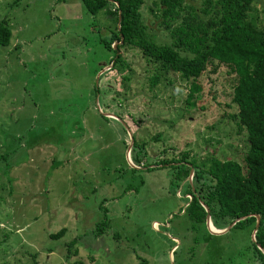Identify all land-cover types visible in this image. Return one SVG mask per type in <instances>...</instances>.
<instances>
[{
  "label": "rangeland",
  "instance_id": "374dc122",
  "mask_svg": "<svg viewBox=\"0 0 264 264\" xmlns=\"http://www.w3.org/2000/svg\"><path fill=\"white\" fill-rule=\"evenodd\" d=\"M155 2L143 0L141 21L155 42H168ZM247 17L264 31V0H253ZM1 18L11 32L0 44V264H259L253 228L211 233L205 222L192 225L183 181L175 187L157 162L179 151L202 167L214 157L241 160L247 141L231 77L201 79L184 104L182 80L149 89L151 63L120 46L129 80L128 105L119 110L146 151L131 166L128 131L104 114L117 107L96 76L110 64L100 38L114 21L80 0H0ZM102 217L107 223L95 234Z\"/></svg>",
  "mask_w": 264,
  "mask_h": 264
},
{
  "label": "trees",
  "instance_id": "16d2710c",
  "mask_svg": "<svg viewBox=\"0 0 264 264\" xmlns=\"http://www.w3.org/2000/svg\"><path fill=\"white\" fill-rule=\"evenodd\" d=\"M80 1L90 13L103 9L114 21L108 33L100 38L103 47L112 55L108 59L110 66L98 78L106 88L105 94L113 98L117 107L116 111L106 112L124 123L119 109L128 105V97L123 96V92L128 89L129 75L124 70L129 65L118 53L120 46H134L144 60L151 63L145 68L149 89L162 81L163 85H172L175 78L182 80L186 88L184 104L191 102L201 91V79L213 82V75L221 72L231 77V101L236 107L237 124L244 128L247 141L241 160L214 157L202 167L187 159L186 152L179 151L157 162L169 168L175 187L183 181V195H188L183 198V212L192 225L204 223L208 212L214 228L226 226L241 217L230 227L252 229L255 214H258L251 244L259 264H264V252L258 248L264 249V31L247 17L253 0H201L199 6L186 5L185 0H157L160 22L168 28V42H155L148 34L141 21L143 0ZM10 32L5 19L1 18V45L9 42ZM120 35L121 42H116L113 47ZM99 79L95 86L99 87ZM143 101L149 106V100ZM104 105L108 106L107 102ZM120 121V127L125 130ZM142 145V140L132 134L129 156L135 165H139L146 154ZM149 164L144 162L145 166L151 167ZM54 165H57L56 161L52 167ZM190 169L192 173L188 179ZM106 223L105 217L96 220L95 234L103 230ZM63 230L61 227L49 235L56 238ZM79 264L83 262L79 261Z\"/></svg>",
  "mask_w": 264,
  "mask_h": 264
},
{
  "label": "water",
  "instance_id": "95a60500",
  "mask_svg": "<svg viewBox=\"0 0 264 264\" xmlns=\"http://www.w3.org/2000/svg\"><path fill=\"white\" fill-rule=\"evenodd\" d=\"M122 40V37L120 35V39L119 40H116L113 42V47H115V44L116 42H121ZM111 64V63H110ZM109 64V66H110ZM109 66H103L102 68H100V70L98 71L97 75L98 76L102 71H104L105 69H107ZM105 115H110V116H113L114 118H117L119 119L118 117H116L114 114H111V113H104ZM121 120V119H119ZM121 122L124 124L125 128L127 129L128 131V137H129V140H128V143H127V146H126V156H127V159H128V162L131 166H136L138 167L137 165H135L134 163H132L129 158H128V154H129V150H130V147H131V144H132V135L130 134V131L128 130L126 124L121 120ZM192 172V169H190L189 171V174ZM205 210L207 212V208L205 207ZM239 218L241 217H238V218H235L231 223H229L228 225H226L225 227L223 228H212L211 226V223H210V219H209V214L208 212L206 213V216H205V223H206V227L207 229L211 232V233H221V232H224L225 230H227L235 221H237ZM255 227L257 226L258 224V221H259V216L258 214H255ZM255 227L252 229L251 231V238L254 239V231H255ZM260 248L263 252H264V249H262L261 247H258Z\"/></svg>",
  "mask_w": 264,
  "mask_h": 264
},
{
  "label": "bare ground",
  "instance_id": "6f19581e",
  "mask_svg": "<svg viewBox=\"0 0 264 264\" xmlns=\"http://www.w3.org/2000/svg\"><path fill=\"white\" fill-rule=\"evenodd\" d=\"M212 228H214L213 226H211Z\"/></svg>",
  "mask_w": 264,
  "mask_h": 264
}]
</instances>
